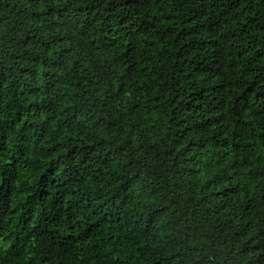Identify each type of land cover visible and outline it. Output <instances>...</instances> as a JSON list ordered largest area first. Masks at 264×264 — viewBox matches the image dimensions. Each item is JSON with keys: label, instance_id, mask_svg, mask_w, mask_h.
<instances>
[{"label": "trees", "instance_id": "trees-1", "mask_svg": "<svg viewBox=\"0 0 264 264\" xmlns=\"http://www.w3.org/2000/svg\"><path fill=\"white\" fill-rule=\"evenodd\" d=\"M0 264H264V0H0Z\"/></svg>", "mask_w": 264, "mask_h": 264}]
</instances>
